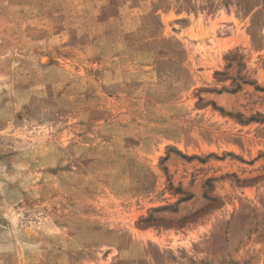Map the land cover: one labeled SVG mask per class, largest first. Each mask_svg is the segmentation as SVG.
<instances>
[{
	"label": "rangeland",
	"instance_id": "374dc122",
	"mask_svg": "<svg viewBox=\"0 0 264 264\" xmlns=\"http://www.w3.org/2000/svg\"><path fill=\"white\" fill-rule=\"evenodd\" d=\"M0 264H264V0H0Z\"/></svg>",
	"mask_w": 264,
	"mask_h": 264
},
{
	"label": "bare ground",
	"instance_id": "6f19581e",
	"mask_svg": "<svg viewBox=\"0 0 264 264\" xmlns=\"http://www.w3.org/2000/svg\"><path fill=\"white\" fill-rule=\"evenodd\" d=\"M210 41H212V40L210 39ZM197 43H198L199 46L204 45V42H203L202 39H199V40L197 41ZM205 43H206V42H205ZM212 43H213V41H212Z\"/></svg>",
	"mask_w": 264,
	"mask_h": 264
}]
</instances>
